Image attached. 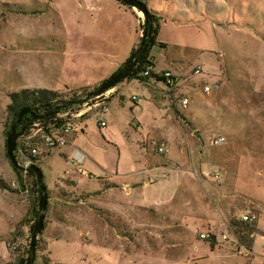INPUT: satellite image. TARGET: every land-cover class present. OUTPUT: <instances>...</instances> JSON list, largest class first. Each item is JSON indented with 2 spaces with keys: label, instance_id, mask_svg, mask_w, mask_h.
<instances>
[{
  "label": "rangeland",
  "instance_id": "1",
  "mask_svg": "<svg viewBox=\"0 0 264 264\" xmlns=\"http://www.w3.org/2000/svg\"><path fill=\"white\" fill-rule=\"evenodd\" d=\"M147 3L159 16L156 43L167 45L151 48V67L176 71L167 58L185 50L177 92L188 104L179 99L165 109L162 81L124 78L109 88L107 110L84 117L71 146L37 161L47 206L33 264H43L45 247L51 264H264V0ZM124 7L0 0V264L24 254L37 193L35 177L6 153L9 95L49 89L64 96L96 82L115 60L111 50L134 30L141 36L142 15L135 12L138 21ZM195 65L201 73H192ZM132 94L145 102L135 104ZM217 136L225 140L213 145ZM246 211L257 216L250 257L237 251L236 224Z\"/></svg>",
  "mask_w": 264,
  "mask_h": 264
},
{
  "label": "built area",
  "instance_id": "2",
  "mask_svg": "<svg viewBox=\"0 0 264 264\" xmlns=\"http://www.w3.org/2000/svg\"><path fill=\"white\" fill-rule=\"evenodd\" d=\"M202 72V67L197 65L193 68L192 73L198 74ZM143 76L153 77L156 80H161L167 87V109H170L173 85L176 82V75L171 70H163L150 76V71L142 72ZM212 87L218 88V84L204 85L205 91H210ZM110 89L92 96L81 103L65 102L70 101L72 94L56 97L50 100L52 106H61L58 112L50 115L48 121L35 119L27 122V128L23 130L19 136L16 145L15 156L23 167L25 168L31 163H37L42 157L49 155L56 150L63 148L70 144L75 133L84 132L83 120L84 117L91 111H105L108 109V101L111 96ZM83 97V96H82ZM81 98V97H80ZM176 100L181 99L182 105L185 107L188 104V97L181 92L176 93ZM131 101L135 104L140 101L138 95H131ZM75 100V99H74ZM35 110L39 111L38 104L35 105ZM104 120L98 121V126H105ZM225 140L224 136H217L211 140L213 145H218ZM158 150L162 152L164 149L159 146ZM75 163V162H74ZM83 172V171H82ZM215 177H219L220 170L216 169L212 172ZM204 175L209 176L210 172L205 171ZM257 216L254 212L248 211L243 213L239 220L247 223H254ZM201 238H212L211 234H201ZM226 234H222V239H225ZM10 247L17 250L21 247L19 243H11ZM188 264H196L188 262Z\"/></svg>",
  "mask_w": 264,
  "mask_h": 264
},
{
  "label": "water",
  "instance_id": "3",
  "mask_svg": "<svg viewBox=\"0 0 264 264\" xmlns=\"http://www.w3.org/2000/svg\"><path fill=\"white\" fill-rule=\"evenodd\" d=\"M120 1H122L124 4L136 10L141 11L142 13L143 28H142L141 38L138 42L137 47L129 54V56L121 64V66L107 79L99 82L92 90L88 91L83 97L75 99V100L65 101V102L81 103L92 96L98 95L108 90L109 88L113 87L116 83L123 80L126 77L129 70L131 69V67L138 61L141 49L148 43V41L146 40V37H147L148 30L151 27V24H150L151 13L147 7V4L142 0H120ZM60 108L61 106H58L51 113H47V114H43L39 111H36L35 108L31 105L23 107L19 110L17 117L10 124V128L6 135V153L8 155L9 160L15 167L21 168L20 164L18 163L16 159L15 152H16L17 140L19 136L22 134L25 128V125H26V124H23L20 127V129H17V127L20 125V121L23 115L29 114L30 115L29 121H32L35 119L46 118L58 112ZM25 169L26 170L30 169L33 171L35 180L37 183V187H38L37 194H36L37 212L34 216L33 225L30 230V239H29L26 259L23 262V264H33L35 257H36L38 238L44 227V218H45V211H46V206H47V194H46L45 185L42 179V172L40 168L38 167V165L36 163H31Z\"/></svg>",
  "mask_w": 264,
  "mask_h": 264
},
{
  "label": "trees",
  "instance_id": "4",
  "mask_svg": "<svg viewBox=\"0 0 264 264\" xmlns=\"http://www.w3.org/2000/svg\"><path fill=\"white\" fill-rule=\"evenodd\" d=\"M117 1L120 4L133 9L132 7L124 4L122 1L120 0H117ZM142 1H144L147 4V7L151 13V17H150L151 27L148 30L147 37H146V40L148 41V43L141 49L138 61L131 67V69L129 70V72L127 73L125 77L127 79H136L141 82L146 81L149 78V76L142 75V72H144L145 70L150 71V76L154 74L152 72V67H151L153 63L150 60V50H151V46L154 45L156 41V37L159 33V16L157 15V11L148 6L147 0H142ZM142 28L143 26L142 24H140V29ZM140 38L141 36L139 37V39ZM93 88L94 87L92 88L82 87V88L70 90L68 91V93L70 92L69 94H72L71 100H74V99H78L84 96L88 91L92 90ZM65 95H68V94H65ZM9 96L11 100L6 106V112L9 114L10 121L13 122L15 118L17 117L19 110L29 105L34 106L38 104L39 109H40L39 112L43 114L51 113L55 109V106H52V105L48 106V104H50V100L56 97H62L63 94L61 96L59 91L49 90V89H40V90L23 89L19 92H12L10 93ZM29 117H30L29 114L23 115L20 121L19 129L23 124H26L24 129L27 128V125H28L27 122L29 121ZM49 118L50 117L48 116L46 118H41V120L48 121ZM15 170H18V169L15 168ZM27 173L29 175L34 176L33 171L30 169L27 170ZM37 190H38L37 183H36V180L34 179L33 184H32V191L37 192ZM32 212L34 215L37 212V198L35 194L32 197ZM32 225H33V222L30 224V230L32 228ZM236 225H238V228L236 230L238 232V236L241 242H244L245 241L244 237H248L249 234L255 230L254 223H247V222L240 221ZM29 239L30 237H28V241ZM28 241L25 247L24 254L20 255V257H18L14 263L10 262L6 264H23V262L26 259V254L28 251V244H29ZM41 241H42V238L40 235L38 238V242H37V248L40 247ZM248 243L246 244L249 245ZM45 250H46V254L43 257V264H51L49 251L46 249V247H45Z\"/></svg>",
  "mask_w": 264,
  "mask_h": 264
},
{
  "label": "crops",
  "instance_id": "5",
  "mask_svg": "<svg viewBox=\"0 0 264 264\" xmlns=\"http://www.w3.org/2000/svg\"><path fill=\"white\" fill-rule=\"evenodd\" d=\"M109 1L112 2L114 5L118 6L119 8L122 7L124 10L126 8V7H124V5L120 4L117 0H109ZM128 9L131 11V14H133L137 18L136 14H135V12H137V11H134L135 9H131V8H128ZM137 20L139 21L138 18H137ZM139 37H140V31L134 30L133 33L131 34V36H129V38H128L129 40L125 42V44L123 45V47H122L121 50H118V51L111 50L113 52L112 54L115 55V60H109L108 66H106L105 68L101 69L98 80H96V82H94L93 84H90L87 87H94L99 82L107 79L110 75H112L119 68V66H121V64L127 59V57L133 51V49H135V47L137 46V44L139 42ZM156 42H157V40L155 41L154 45L158 44L160 47H163L164 49L167 48V45L164 42H161V41H159L158 43H156ZM154 45H152L151 48ZM175 51H176L175 52L176 53V56L169 55L168 58H167V60H168V62L170 64V67H175L176 71H173L171 68L166 69V70H171L176 75V82L173 85V89L174 90H173V92H171V94H172L171 101L172 102L176 101V98H175L176 97V93L180 92V91L177 92L178 87L181 86L184 83L183 82V80H184L183 79V76H184L183 71H184V68L186 67L185 64L188 62L187 61V57L184 56L185 55V52H184L185 50L182 51L181 49H176ZM179 61H183V63H182L183 65H181ZM177 64H179V65L177 66ZM160 71H163V70H157L155 68H152V72L154 74L157 73V72H160ZM149 78H151V77H149ZM158 81H161V80H158ZM127 82H128V80H127ZM137 82H138L137 84L138 85L141 84V86H143V83H145V82H141L139 80ZM126 84H128V83H126ZM122 87H123V84L116 85L115 88H118V91H119V92L117 91L116 93H119L120 95H123ZM136 89L138 90L139 87H136ZM166 91H167V87H166V89L164 91V96L166 95L165 94ZM113 96L114 95H112V97ZM138 96L140 97L139 103L140 102H143V101L145 102V99H144V97L142 95H138ZM165 98H166V96H165ZM146 102H149V101L146 100ZM166 102H167V98H166ZM166 106H167V104H166ZM108 107H109V104H108ZM165 109H167V107ZM69 146H71V145L68 144V147ZM250 236H251V240L252 241L250 240L249 243H248L247 240H245L244 242H241L239 240L238 241L239 243H238V246H237V251L238 252H241V248L244 249V254L247 257H250L252 255V246H253V241H254V238H255V231H253L252 233H250L249 234V237ZM211 239L214 242L217 241V239H215L214 237H212ZM246 243H248L250 246L247 245Z\"/></svg>",
  "mask_w": 264,
  "mask_h": 264
},
{
  "label": "bare ground",
  "instance_id": "6",
  "mask_svg": "<svg viewBox=\"0 0 264 264\" xmlns=\"http://www.w3.org/2000/svg\"><path fill=\"white\" fill-rule=\"evenodd\" d=\"M137 13H138L139 15H142L141 11H139V10H137Z\"/></svg>",
  "mask_w": 264,
  "mask_h": 264
},
{
  "label": "flooded vegetation",
  "instance_id": "7",
  "mask_svg": "<svg viewBox=\"0 0 264 264\" xmlns=\"http://www.w3.org/2000/svg\"><path fill=\"white\" fill-rule=\"evenodd\" d=\"M35 108V106H33ZM22 119V118H21ZM20 126V125H19ZM19 126L17 127V129L19 128Z\"/></svg>",
  "mask_w": 264,
  "mask_h": 264
}]
</instances>
